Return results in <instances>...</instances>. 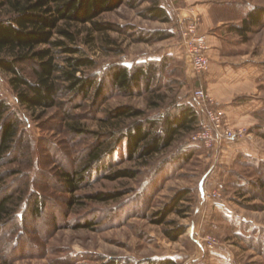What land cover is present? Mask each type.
<instances>
[{"label": "rangeland", "instance_id": "rangeland-1", "mask_svg": "<svg viewBox=\"0 0 264 264\" xmlns=\"http://www.w3.org/2000/svg\"><path fill=\"white\" fill-rule=\"evenodd\" d=\"M171 1L183 6L179 0ZM206 1L217 6V16L212 21L215 24L219 21L220 27H212L209 32L220 35L222 51L216 57L211 55V46L200 29L203 13L197 10L192 16L199 20L198 31L205 36L208 46L204 70L199 74H194L180 46L183 27L191 17L178 22L172 8H167V0L159 2L169 11V22L142 15L151 0L135 5L129 0L94 19L108 25L105 30H96L91 22H61L60 27L73 32L75 40L55 34V38L80 48L81 54L93 59L94 65L84 68L83 72L94 74L99 80L113 63L131 67L146 61L156 62V79L147 81L132 95L112 88L106 78L108 87L104 100L99 97L95 102L82 100L70 93L52 109L29 110L19 104L8 74L0 70V100L7 102L20 122L19 138L0 164V197H11L13 211L0 221V264H107L109 261L157 264L164 258L172 259L173 264H195L191 263L195 256H201L199 262L207 264L203 255L207 252L210 256L216 249L224 256L218 264H264V186L261 185L264 181V137L261 135L264 134V16L260 24H252L247 31L234 29L242 27V19L250 8L260 7L264 13V0L185 2L192 9ZM9 14L7 7L0 12L1 17ZM205 23L210 25L207 16ZM154 30L165 31L170 37L148 43L139 41L140 36H145L143 31ZM68 55L77 57L80 53L58 52L57 60L64 64L63 58ZM22 66L31 76L32 64ZM249 68H253L254 73L246 72ZM218 71L222 77L233 80L224 85L229 90H225L223 97L211 96L208 92L211 87L207 83L208 75ZM195 89L209 95L213 102L209 103L210 108L222 110L221 125L237 133L236 139L224 144L243 141L251 147L248 152L247 149L241 151L224 169L222 187H210L213 174L219 179L221 170L223 174L221 163L211 158L212 150L192 138L200 124L195 131L178 136L168 149L149 159L129 158L140 138L138 135L128 139L124 135L131 123L143 121L145 117L161 118L166 111L173 110L174 105L190 102ZM222 99L234 103L250 101L253 112L237 116L235 120L228 119ZM122 106L142 113L108 121V111ZM70 126L84 132H72ZM23 139L26 149L21 150L18 142ZM100 143H103L100 159L91 162L95 168L91 176L86 177L74 193L67 191L62 172L71 173L86 163L89 152ZM188 152L192 153L190 158L183 160ZM211 167L201 189L204 202L200 204L207 208L196 214L198 180L203 176L205 179ZM123 168L137 175L134 178L106 177ZM184 190L190 191L180 206L189 205V212L179 215L173 211L164 221L156 223L155 212ZM205 190H218L222 197L219 200L207 198ZM99 192L116 196L108 200L90 198ZM71 196L74 202L68 204ZM35 200L43 201L38 216L31 214L30 203ZM221 201L231 205L229 212L215 207ZM189 222L198 224L195 238L202 244L201 249L190 241ZM179 226H185V230L177 239L172 240L165 234V230ZM251 239L255 241L249 245Z\"/></svg>", "mask_w": 264, "mask_h": 264}, {"label": "trees", "instance_id": "trees-1", "mask_svg": "<svg viewBox=\"0 0 264 264\" xmlns=\"http://www.w3.org/2000/svg\"><path fill=\"white\" fill-rule=\"evenodd\" d=\"M126 1L129 0H0V12L4 7L10 10L8 16H0V70L8 74V82L19 104L29 110L46 111L61 104L60 99L70 93L82 100L91 99L95 102L98 97L104 100L105 90L108 87L105 83L106 78L109 80V86L125 91L129 95L139 91L147 81L155 80L158 65L154 61H146L131 67L119 62L110 64L105 77L99 80L96 75L83 72L84 68L94 65L92 58L81 54L80 48L55 38V34L58 33L71 41L75 40L73 32L60 27L61 22L77 24L91 22L96 30H105L108 25L96 22L94 19L103 12L114 10ZM133 1L135 5L145 0ZM142 15L161 22L171 20L169 11L160 4L159 0H151ZM263 16L264 13L260 7L250 8L242 19V27L235 26L234 29L247 31L252 24H260ZM143 33L145 36H140L139 41L147 43L170 37V34L162 30L143 31ZM58 52L80 53V55L65 56L63 58L65 62L61 64L57 60ZM23 63L32 64L31 76L25 73ZM78 72L83 73L77 75ZM149 88L148 90L151 89ZM154 105L157 104L154 103ZM141 113L131 107H117L108 111L107 120L135 117ZM200 123L201 116L191 101L174 105L173 110L166 111L161 118L145 117L143 121H133L124 135L128 139L138 135L140 138L129 158L149 159L168 149L178 136L195 131ZM19 124L17 116L10 111L7 102L0 100V164L19 138ZM70 129L78 134L84 132L76 126H70ZM111 133L114 134L109 132ZM261 135L264 137V134ZM20 143L18 142L21 150L26 149L24 139ZM102 145L103 143H100L98 148L89 152L87 162L81 164L79 168L71 173L62 172L67 191L74 193L80 188L81 182L91 176L95 169L91 162H97L100 159ZM191 154V152L184 154L183 160L190 158ZM136 175L137 172L123 168L106 174V177L109 179L134 178ZM261 185L264 186V181H261ZM1 190L0 187V193ZM189 191L184 190L172 197L168 204L155 212L154 221L161 223L173 211H177L179 215L188 213L189 205L180 206V202L186 199L185 196ZM73 196L69 197L68 204L74 202ZM115 196L114 193L99 192L91 195L90 198L108 200ZM10 202L9 195L0 197V221L13 212ZM30 205L33 216L41 214L42 200H35ZM184 230L185 226H179L165 230V234L175 240ZM253 240L248 241L249 245H252L255 241ZM173 263L170 258L157 262V264ZM107 264H117V261H109Z\"/></svg>", "mask_w": 264, "mask_h": 264}, {"label": "crops", "instance_id": "crops-1", "mask_svg": "<svg viewBox=\"0 0 264 264\" xmlns=\"http://www.w3.org/2000/svg\"><path fill=\"white\" fill-rule=\"evenodd\" d=\"M185 1L187 0H179V2H182L183 6L180 7L178 4L177 6L172 4V1L167 0V8H172L173 14L175 16V18L177 19L178 22H181L182 20H186L187 18L192 17V15H195V12L197 10L201 11L200 13H203L202 15V21L200 23V29L201 32L204 33L206 35V39L208 44L211 46L210 52L211 55L213 57L218 56L221 51H222V47H221V41H220V35L214 33H210L209 29H211L212 27L214 28H219L220 26L219 21H217V23H213V17H216V7L214 6V3L211 1H206L205 3H203L200 6H196V8H189L188 3H186ZM207 16V19H209L210 25H206L205 23V18ZM219 20V19H218ZM248 73H254L253 68H249L248 71H246ZM256 73V71H255ZM220 74H222L220 71H218L216 74H210L208 75L207 78V83L211 84V87L208 88V92L210 93V95L212 96H225V90L228 89L226 88V86L224 85H228L230 82H232V79L226 78L225 76H221ZM248 77H252L247 75ZM246 77V78H248ZM229 90V89H228ZM224 94V95H223ZM224 106L222 107L223 110H225L228 119L231 120H235L236 118H238L237 116H243L246 114H252L253 110H251V107H253L252 102H248V101H244L241 103H234L232 100H223L221 101ZM243 141H236V142H226L225 144H223V147L216 152V154L214 153V151H211V158L213 159H218V164L221 163L220 165V169H223V174H222V170H221V174H220V179L217 178L215 176V174H213V177L210 179V187H216V186H223L221 183V176L224 175V169L226 170V167H229L235 160L236 156L241 153V151H245L247 149V152L249 150H251L250 146H247V144H244L245 142ZM244 152V153H247ZM212 170V167L209 168L207 170V173L205 174V179L204 176L203 178L199 179L197 184V189L199 190V196H198V205L195 207L194 213L198 214L200 211H204L207 208L206 205L204 204H200V202H204V198L202 196L201 193V189L203 186V183L207 180V177L209 176L210 172ZM225 177V176H224ZM202 179H204L202 181ZM226 200V199H225ZM201 202V203H202ZM206 207V208H205ZM215 207H217L219 210L224 211L226 210V212H229L231 205H229V203L227 201L222 202L220 204H216ZM208 229V227H207ZM206 229V230H207ZM202 231V230H200ZM203 231H205L203 229ZM199 232L198 230V224H194L189 222L188 226H187V233L188 236L190 238V241L195 244L196 246H200L199 249H201V245L199 242H197L196 238H195V233ZM220 251H218V249L213 250V252H210V256H208L207 252H205V254L203 255V259L207 260V262L211 263V264H218L221 260H223V255H221L219 253ZM202 255V254H201ZM201 259V256H195L193 260H191V263H198V264H205V261L203 263H200L199 260Z\"/></svg>", "mask_w": 264, "mask_h": 264}, {"label": "built area", "instance_id": "built-area-1", "mask_svg": "<svg viewBox=\"0 0 264 264\" xmlns=\"http://www.w3.org/2000/svg\"><path fill=\"white\" fill-rule=\"evenodd\" d=\"M199 20L196 16H192L182 30L180 46L183 48L186 60L191 64L194 74H199L204 70L206 63V51L208 49L205 36L198 30ZM191 103L201 116L200 129L192 136L204 145L205 148L218 152L225 141L236 139L237 133L235 131L225 129L221 125L220 108H210L209 103H213L212 99L207 93L201 89H195L189 97ZM216 105V104H215ZM207 198L219 200L222 195L218 190L204 191ZM213 241V240H210ZM209 248L210 245H208Z\"/></svg>", "mask_w": 264, "mask_h": 264}]
</instances>
